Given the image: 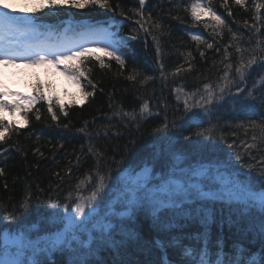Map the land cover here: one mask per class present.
<instances>
[{
    "label": "trees",
    "instance_id": "1",
    "mask_svg": "<svg viewBox=\"0 0 264 264\" xmlns=\"http://www.w3.org/2000/svg\"><path fill=\"white\" fill-rule=\"evenodd\" d=\"M204 1L226 21L224 26L218 27L211 16L193 20L191 4L194 0H148L145 18L149 12L153 17L152 22L145 25L148 31L140 28L136 23L139 16L131 11L138 8L137 0H110L113 8L120 5L115 12L100 8L71 9L55 15L45 12L39 16L37 21L47 25L61 28L71 24L75 30L81 29L82 25L112 23L116 28V39L125 41L122 50L126 66L121 69L108 57L104 59L111 67L101 68L94 59L88 61L87 67L92 70L89 78L97 84V89L82 103L73 104L74 100L80 101L75 98L69 102L62 101L55 84L47 81L39 84L53 100L58 94L68 106L69 115H60L57 124L51 120L46 102L41 101L35 105L40 109L41 119H35L33 109L28 113V123L18 124L22 125L20 131L0 142V168L4 169V175L0 176V246L5 234L10 232L36 234L42 238L57 232L63 225V204L68 203L72 210L78 194L77 184H81L80 193L89 195L90 182L86 177L95 176L97 170L105 173L111 169L115 175L117 171L130 169L139 173L149 167L153 181L175 170L174 178L183 181L185 173L180 170L184 169L193 183L207 185L204 190L233 179L251 186L254 191L260 190L264 185V179H261L264 131L253 129L250 122L264 123V104L260 99L264 88L257 84L253 89L252 94L257 97L255 101L248 96L247 89H252L253 83L264 77V61L259 59L264 56V9L260 12L262 19L256 21L253 0H246L245 7L236 5L234 0H228L227 7L223 6V0ZM31 4H23V9L36 6ZM228 9H231V16ZM121 10L126 16H120ZM157 21L161 24L159 29L154 27ZM253 25L260 28L259 34ZM195 31L201 32L202 40L192 39ZM133 35L137 37L135 40L131 39ZM153 36L161 48L159 61ZM208 44L213 47L208 48ZM237 47L247 49L243 53L245 60L252 55L258 57L257 63L248 70L250 74L246 75V83L241 82L235 73L241 59V54L236 52ZM96 55L104 56V53L96 52ZM160 62L164 64V76L160 74ZM228 64H232L231 69L226 68ZM181 65L185 71L172 75L174 69ZM133 70L139 73L136 81L127 79ZM226 71L233 83L226 89L223 99L212 108L210 115L200 112L197 120H189L191 113L184 109L186 94L197 89L203 92L204 84H211L214 88L222 85ZM146 76L152 79L141 83ZM237 87L243 91L237 93ZM181 88L183 91H177ZM145 101H148L149 109L144 119H121L114 115L121 109L139 113ZM85 122V131L91 133L90 136L78 131L85 127ZM165 122L169 124L168 133L153 131ZM173 124L177 129L183 128L178 136L172 135ZM198 127L212 129L211 135H190ZM254 135L256 141L252 139ZM252 143H256L257 148L248 149L247 145ZM249 164L255 167L250 170L247 168ZM202 168L211 172L207 176L192 175L193 170ZM56 201L59 204L54 207L53 202ZM25 202L27 207H24ZM228 203L217 202L215 212L219 222L212 228L213 239L221 237L226 249L234 241L242 239L259 258L261 240L257 235L258 228L254 229L246 222L239 226L233 224V219L239 220V212L236 207L230 211ZM221 204L225 206L221 207ZM244 211L247 214V210ZM125 212L126 208L117 206L110 217L114 226L116 221L122 222L114 237L115 243L106 245L90 259L95 264H159L161 253L153 247L158 232L151 214L146 212L138 221L135 217L129 219L121 215ZM9 214L12 218L6 219ZM114 214L115 219H112ZM183 227L188 228V225ZM172 228H178L175 222ZM82 231L81 240L85 243L94 239L93 233L98 235L91 225L88 232ZM129 233L134 237H129ZM58 257H62V264H68L71 259L63 253L49 254L48 259L61 264ZM168 258L179 261L180 252L170 248Z\"/></svg>",
    "mask_w": 264,
    "mask_h": 264
},
{
    "label": "snow or ice",
    "instance_id": "2",
    "mask_svg": "<svg viewBox=\"0 0 264 264\" xmlns=\"http://www.w3.org/2000/svg\"><path fill=\"white\" fill-rule=\"evenodd\" d=\"M138 8L131 11L139 16L136 21L140 28L148 31L146 24L152 22V13L149 12L145 18V8L148 0H137ZM238 6L245 7L246 0H234ZM36 6L23 9L24 15H15L18 9L8 10L7 4H0V64L14 65L24 63L29 66L36 64H51L52 66L61 69L68 75V78L75 82L80 88L82 100L72 101L73 104L82 103L88 100L95 94L97 84L89 78L91 69L87 67L88 61L94 59L99 62L100 67H111L106 64L104 57L116 62L121 69L126 66V59L123 52L125 41L121 39H114V34L107 28H93L88 25L81 26V33L76 39H66L59 44H49L43 46H26L21 48L19 45H12L6 43L9 37L7 33L11 31V26L16 25H32L45 12L53 15L62 11L71 9L85 10L100 8L115 12L120 8L117 4L113 8L110 0H35ZM255 9V20L262 19L260 12L264 9V3L261 0H253ZM223 6H228V0H223ZM210 14L211 18L216 22L218 27L224 26L226 21L217 15L211 7L205 6L201 0H194L191 4V16L193 20L200 21L203 13ZM120 16H126L125 11H120ZM228 15L231 16V9H228ZM179 19V17H176ZM155 28H161V24L157 21L154 24ZM255 32L259 34L260 28L253 25ZM17 31L20 29L17 27ZM231 31V29H229ZM235 37V33H233ZM137 37L133 35L131 39L135 40ZM193 40L200 41V35H193ZM153 40L156 42V54L158 61L161 58V48L159 41L155 36ZM260 43L259 41L257 42ZM91 45V46H89ZM212 48V44L207 45ZM100 48L104 56L96 55L95 49ZM247 49L236 48V52L241 54L240 62L235 67V73L241 82L246 83V75L250 74L249 69L257 63L258 57L252 55L249 59L243 58V53ZM189 56L191 53L188 54ZM204 55L203 52L200 53ZM228 51L225 49V56ZM264 61V56L259 57ZM190 67V66H189ZM160 74L164 76V64L159 63ZM227 69L232 68V64L226 65ZM185 71L183 65L174 69L172 75H177ZM139 73L133 70L127 79L136 81ZM229 73L224 74V83L216 88L211 84H204V91L199 89L192 93H188L184 100V109L186 113H191L189 120L195 121L199 118L200 112L205 115H210L213 107H216L223 99L226 89L233 83L228 79ZM152 77L146 76L144 81L151 80ZM257 84L264 88V77L253 83L252 89H247L248 96L255 101L253 89H256ZM88 89H91L90 91ZM177 91H183L178 89ZM237 93L243 90L240 87L236 89ZM11 95L16 99L7 100L5 96ZM261 104H264V93L261 94ZM27 101V103H23ZM41 101L46 102L47 112L51 116V120L59 123L60 115L67 117L68 106L65 105L59 96L53 98L47 96L37 84L35 94L25 95L21 92H7L0 90V113L4 110H11L15 112L19 109L25 119V125L28 123V113L35 109V119L40 120V109L35 108V105ZM111 107V105H110ZM149 103L145 101L139 109V113L132 111H120L114 113L115 116H120L121 119L128 118L130 120L144 119L145 113L148 112ZM198 109L200 111H194ZM18 122L7 121L3 115H0V142H5L13 132H19L20 127ZM253 129H260L264 131V123H258L255 120L250 122ZM68 127L67 124L64 125ZM85 127L78 131L85 136H90L91 133L85 131ZM172 135L178 136L182 133L183 128L177 129L175 124L172 125ZM155 133H168L170 131L167 122L153 129ZM212 129L198 127L196 132L190 135H201L207 133L211 135ZM253 141L257 140L254 135ZM231 147V146H230ZM248 149L257 148L256 143L247 145ZM2 151V149H0ZM91 152L92 149L89 148ZM240 157L237 156V159ZM123 159V158H122ZM252 164L247 165L248 169H253ZM175 168V166H174ZM185 173V179L180 181L175 179L176 172L173 170L168 176H161L158 184H154L153 177L149 169L145 168L139 173L134 169L126 170L124 172L117 171L113 175L111 169L105 173L96 171L95 176L88 175L87 181L90 182L89 195L84 196L80 193L81 184H77V197L72 204V211L69 212L68 203H64L63 207L65 213L61 217V224L64 226L51 236L32 240L27 233H21L15 236H5V242L0 246V264H55L48 259L49 254L63 253L71 257L68 264H95L90 257L95 256L106 245L114 244V237L117 234V229L120 227L121 221H116L115 226L108 220L107 223L98 220L100 216L98 209L101 208L103 199L106 195V190L115 186L121 192L119 207L127 209V212L121 215L127 216L129 219L135 217L138 221L142 219L147 212L151 214V219L154 222L155 228L158 232V239L153 242V247L158 249L161 253L159 264H264V185H261L259 191H254L251 186L241 183L237 179L227 182H221L220 185L204 190L207 185L201 186L200 183H193L191 176L187 175L184 169L180 170ZM4 175V169L0 168V176ZM192 175L207 176V169L193 170ZM261 179H264V170L261 171ZM84 183V181H81ZM5 187L7 185L5 184ZM69 193V198H71ZM217 202H229L228 207L231 211L232 207H236L239 212V220H232V223L239 226L241 222L250 223L252 227L258 228L257 235L261 240L260 255L256 257L253 250L248 247L242 239L234 241L230 248L225 247L224 240L216 236L213 239L212 228L219 222V218L215 212ZM59 201L53 202L55 207ZM28 204L25 202L24 207ZM225 206L224 204L220 205ZM247 210L245 214L244 210ZM57 215H59L57 213ZM6 219H11L9 214ZM112 219H115V214ZM173 222L178 228H172ZM187 224L188 228L183 225ZM92 226L98 235L93 233L94 239L90 243H85L81 240L83 231H87L89 226ZM10 227V225H9ZM129 237H134V234L129 233ZM123 243V241H121ZM176 249L180 252L179 261H172L168 258V250ZM61 261L62 257H58Z\"/></svg>",
    "mask_w": 264,
    "mask_h": 264
},
{
    "label": "rangeland",
    "instance_id": "3",
    "mask_svg": "<svg viewBox=\"0 0 264 264\" xmlns=\"http://www.w3.org/2000/svg\"><path fill=\"white\" fill-rule=\"evenodd\" d=\"M18 1L19 0H0V4L13 5L16 4V2ZM201 3L207 6L203 0H201ZM207 16H210V14L205 12L201 15V18H208ZM17 27L20 29V31L16 30ZM96 28H107L110 31L109 27H107L106 25H100ZM48 30L50 31L42 33L40 30V26L36 23L32 25L21 24L11 26V31L7 33L9 39L8 41H6V43H11L12 45H19L21 48H24L26 46H43L54 43L59 44L64 42L66 39H70L63 32L56 36L55 34H53L51 28H49ZM193 35L201 36L202 34L201 32L195 31L193 32ZM46 81L48 82V84H55V87L59 88L62 101L69 102L73 98L82 100L80 88L75 84V82L71 81L68 78V75L62 70V68L58 69L52 66L51 64L47 63L36 64L34 66H29L24 63L6 66L0 64V90L7 91L9 93L21 92L25 95H33L35 94L37 84H45L44 82ZM5 99L12 100L16 99V97L7 95L5 96ZM23 103L26 104L27 101H23ZM0 115L5 116L10 121L18 122V124H23L25 121L23 115L18 111V109L15 112L11 110H4L2 113H0ZM145 168L149 169L151 174L150 168ZM208 172L211 171L208 170ZM159 181L160 179L155 180L153 182L154 184H158ZM121 195L122 194L119 188L115 186L106 190V195L103 199L101 208L98 209V212H100V216L97 217L98 220L104 221L105 223L108 222V220H105V217H108L110 220L111 214L115 211V208L119 206ZM68 210L69 212H71L73 209ZM63 226L64 225H62V227ZM19 234H14L10 232L6 233L5 236H15ZM29 235L30 238L34 241L42 238L40 235L36 234ZM4 242L5 237L3 239L2 245L4 244Z\"/></svg>",
    "mask_w": 264,
    "mask_h": 264
},
{
    "label": "bare ground",
    "instance_id": "4",
    "mask_svg": "<svg viewBox=\"0 0 264 264\" xmlns=\"http://www.w3.org/2000/svg\"><path fill=\"white\" fill-rule=\"evenodd\" d=\"M20 87H22V86H20Z\"/></svg>",
    "mask_w": 264,
    "mask_h": 264
}]
</instances>
